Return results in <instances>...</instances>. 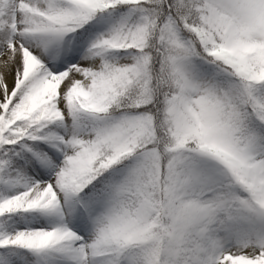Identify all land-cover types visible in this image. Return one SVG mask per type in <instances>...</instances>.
Masks as SVG:
<instances>
[{
  "label": "snow or ice",
  "instance_id": "1",
  "mask_svg": "<svg viewBox=\"0 0 264 264\" xmlns=\"http://www.w3.org/2000/svg\"><path fill=\"white\" fill-rule=\"evenodd\" d=\"M0 264H264V0H0Z\"/></svg>",
  "mask_w": 264,
  "mask_h": 264
}]
</instances>
